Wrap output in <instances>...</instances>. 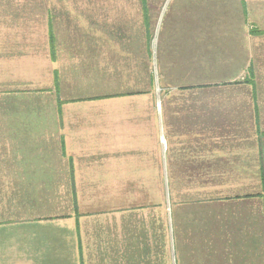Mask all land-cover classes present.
<instances>
[{
	"label": "crops",
	"instance_id": "crops-1",
	"mask_svg": "<svg viewBox=\"0 0 264 264\" xmlns=\"http://www.w3.org/2000/svg\"><path fill=\"white\" fill-rule=\"evenodd\" d=\"M51 1L0 0L1 81L10 76L11 65L18 83L33 75L36 63L12 59L49 54L41 68L51 73L44 88L54 90L52 96L36 86L40 91L34 95H48L50 112H30L36 122L31 130L23 125L6 131L4 138L13 133L17 147L1 155L0 166L17 176L25 209L52 210L48 216L58 221L37 230L20 228L18 243L5 241L7 231L0 226V264H144L124 256L127 232L134 229L121 223L138 207L167 204L163 187H169V174L173 186L181 181V192L189 193L178 204L181 264H264V0L116 1L107 7L111 16L99 23L103 58L98 59L124 79L100 76L97 93L67 98L60 97L63 79L54 66L56 36L53 46L47 38L44 51L35 23L27 29V19L51 10ZM53 22L48 19L47 27ZM108 41H114L112 49ZM90 155L97 164L126 155L135 172L112 169L104 177L89 176L87 168L96 164L88 162ZM140 162L151 169L145 176L137 173ZM79 187H97L94 212L112 214L115 224L97 229L101 245L95 259L84 255V227L74 226L76 213L90 214L89 206L75 210L76 196L78 205L79 196L87 198ZM220 203H239L242 209L219 210ZM65 220L71 224H60Z\"/></svg>",
	"mask_w": 264,
	"mask_h": 264
},
{
	"label": "rangeland",
	"instance_id": "rangeland-1",
	"mask_svg": "<svg viewBox=\"0 0 264 264\" xmlns=\"http://www.w3.org/2000/svg\"><path fill=\"white\" fill-rule=\"evenodd\" d=\"M116 1L123 0H55V2L52 0L51 10H42L41 16L36 18L35 21L31 22L27 19V29L32 28L30 27L31 23H35V30L32 29L37 32L35 37L39 35L40 40L43 41L41 42V45L44 47V51L45 47H48L47 38L49 42V25H51L49 24L47 27V21L48 19L54 20L53 26H51L53 27L51 29H53V33L57 39V59L54 61V66L58 67L57 69L61 71L60 78L63 79L64 85V88L60 89V97L89 96L93 93H97V85L100 76L105 77V75H113L124 79L122 77L123 75L121 76L113 73L112 68L102 66L99 59L103 58V48H100L99 43H97V30L99 23L100 21H103L105 17L108 18L111 16L114 11H112V8L107 7ZM53 17H55V19ZM73 40L77 42L79 46H76L75 44L72 45ZM113 43L114 41L106 42V48L112 49ZM84 49H86V51H82ZM48 56L49 54L44 55L42 53V55L36 58L11 60V63L25 60V66L26 64L28 66L31 63H36V66L32 69L33 75L26 74L25 83L16 82L19 75L17 76L16 73L17 67H13V65L9 67V70L11 69L10 76L8 78L3 77L4 82L1 81L0 72V158L2 154L13 153L11 151H13V148L17 147L15 144L16 138L13 133L9 134L8 138H4V134L6 136L7 130L16 131V129L21 128L23 125H25L27 130H31L35 128L36 122L34 118H30V112L33 111L34 114H37L39 109L41 115H48L50 112L48 95H34V93L40 91V89L36 87L39 86L43 92L50 93V95L54 96L53 88H44L46 84H50L49 78L51 77V73L44 72L43 70L45 69L41 68V66L48 65ZM3 63H5V59L0 60V69L2 68ZM97 65L99 67L101 66L100 68L102 71H99L100 68H98ZM131 76L135 79L141 78V74H133ZM155 77L157 79L158 75H155ZM171 84L181 85V82H171ZM144 85L145 84H141L138 86ZM5 92H8L9 95H3ZM106 92L110 91L106 90ZM161 93L162 91H160V89H155V94L160 95ZM9 116H11L9 119H13V121L5 122L4 119H7L5 117ZM24 119H26V121H24ZM18 120H23V122H18ZM43 125L45 124L43 123L42 126ZM7 141L10 143L8 144ZM142 156L143 159L149 157V155ZM126 157V155H119L115 158H106L103 159L101 163L97 164L96 155H90L88 162H95L96 164L90 165V169L89 167L87 168V173L89 176H96L97 178L99 176L104 177L105 175H108L111 171H114L112 169H116V172L119 174L124 172L128 173L131 172V170L132 173H134V168H128V163L125 160ZM77 163L78 159L75 157V164ZM150 170L151 169L144 167L143 162H140L137 173H139V176H145L144 174H147ZM13 173V171L5 170L0 166V226L6 228L7 232H4L2 235L5 241L18 243L21 242V234L19 233L21 231L20 228L26 226L31 227L29 230H37L52 226L53 223H57L58 221L54 220L53 216H48L52 213V210L48 209L49 205L46 206V204L42 203L47 207V210L51 212L44 214L32 213V208L27 210L28 207H24L23 201L20 200V197H23L21 195L23 194L21 193L23 187L17 185L18 178L17 176H14ZM139 181L147 183V180L144 178ZM169 182V187L164 186L163 188V199L166 200L167 203H164L163 207L168 214L170 213L171 207L174 213L178 210L179 205L177 204V200L181 201V199H185L189 195V193H187V195L181 192V181L178 183L179 185L173 186L175 178L171 174H169ZM31 190L33 191V187ZM79 190L81 192L83 191L82 193L87 192V198L86 195H81V198L83 199V197H85L84 200L86 201L87 199V201L86 204L82 203L81 205L82 200L79 196L80 205H78L76 196L75 210L80 209L79 211H86V208L84 207L89 206L90 214L77 213L80 219L78 221V216L76 217V220H74V226L78 225L84 227V232L82 233L84 255L85 257L89 258L91 256V258L95 259L97 256V251L95 250L96 246L101 245L96 237V233L98 232L97 229L106 227L107 225L112 226L114 222L113 220L111 222L108 217L112 214H104L100 216L94 214L96 213L94 211L97 209L98 201V194L96 193L97 187H93L92 190L91 187H79ZM169 191L170 201L168 199ZM191 196L194 197L193 195ZM200 196L202 197V195ZM228 207H231L232 210L239 208L242 209V206L240 207L239 203H231V205L220 203L217 204L216 208L219 210L230 209ZM76 221H78V223ZM61 223L66 225L71 224L69 220L68 222H66V220L60 221V224ZM201 223L204 224V221L201 220ZM41 236H46L47 238L54 237V235L51 234H43ZM11 253L14 254L13 259H16L17 251L11 250Z\"/></svg>",
	"mask_w": 264,
	"mask_h": 264
},
{
	"label": "trees",
	"instance_id": "trees-1",
	"mask_svg": "<svg viewBox=\"0 0 264 264\" xmlns=\"http://www.w3.org/2000/svg\"><path fill=\"white\" fill-rule=\"evenodd\" d=\"M51 26L49 25V43L50 46H53L54 34ZM57 84L58 74L55 72L54 85ZM142 189L139 188V190ZM180 203L181 201H177V204ZM74 207L76 209L75 200ZM178 209L181 210V207L179 206ZM179 210L174 213L171 207L169 221L168 213L163 205L161 208L160 203L150 204L145 207H138V212H131L123 218L121 225L134 229V232H127V237H129L128 250L125 251L124 256L143 259L144 264H167L172 259H174L175 264H181V212ZM76 222L78 223V221ZM113 225L115 224L113 223ZM170 228L171 232L168 234Z\"/></svg>",
	"mask_w": 264,
	"mask_h": 264
}]
</instances>
